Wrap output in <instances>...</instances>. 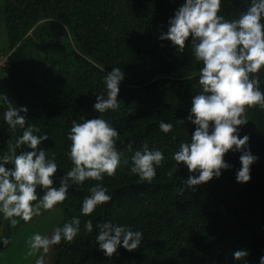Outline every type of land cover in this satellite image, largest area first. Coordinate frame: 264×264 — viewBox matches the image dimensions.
Listing matches in <instances>:
<instances>
[{"label": "trees", "instance_id": "1", "mask_svg": "<svg viewBox=\"0 0 264 264\" xmlns=\"http://www.w3.org/2000/svg\"><path fill=\"white\" fill-rule=\"evenodd\" d=\"M0 52L2 248L264 264V0H0Z\"/></svg>", "mask_w": 264, "mask_h": 264}, {"label": "rangeland", "instance_id": "2", "mask_svg": "<svg viewBox=\"0 0 264 264\" xmlns=\"http://www.w3.org/2000/svg\"><path fill=\"white\" fill-rule=\"evenodd\" d=\"M1 102L0 97V104ZM18 187L19 185H7L0 194ZM72 229L73 222L64 211L59 207H52L47 214L37 216L22 225L16 234L10 236L9 245L3 248L0 246V264H53V244L57 232ZM1 240L4 237L0 236V242Z\"/></svg>", "mask_w": 264, "mask_h": 264}, {"label": "built area", "instance_id": "3", "mask_svg": "<svg viewBox=\"0 0 264 264\" xmlns=\"http://www.w3.org/2000/svg\"><path fill=\"white\" fill-rule=\"evenodd\" d=\"M9 53L0 52V75L5 73V67L8 63Z\"/></svg>", "mask_w": 264, "mask_h": 264}]
</instances>
